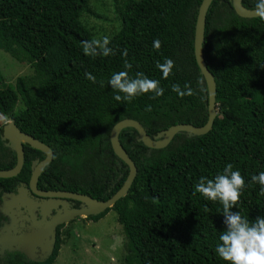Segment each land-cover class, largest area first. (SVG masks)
<instances>
[{"label":"trees","instance_id":"1","mask_svg":"<svg viewBox=\"0 0 264 264\" xmlns=\"http://www.w3.org/2000/svg\"><path fill=\"white\" fill-rule=\"evenodd\" d=\"M202 0H110L119 21L112 32L115 55L89 57L82 42L95 38L83 19L98 17L92 0H0V50L28 62L33 76L2 85L0 115L47 145L53 161L40 182L54 176L66 191L109 199L123 185L128 169L111 149V128L123 119L138 121L149 136L177 124L200 127L207 120V92L194 58V29ZM100 3L103 5V1ZM254 9L256 0H242ZM159 38L161 48H153ZM132 63L129 75L143 72L160 82L164 96L142 94L117 102L108 80L125 70L121 50ZM203 56L216 82L218 114L211 130L198 137L176 135L163 149H148L126 128L119 141L137 168L127 193L108 212L122 227L124 264H227L215 252L226 229L222 205L194 194L201 176L214 178L231 163L246 181L233 208L250 222L264 216V196L251 176L264 171V20L235 15L231 0H213L206 15ZM171 58L173 73L164 79L156 62ZM97 78L93 84L85 73ZM103 80L101 86L99 81ZM173 84H190L196 95L180 98ZM23 108L17 110L18 102ZM151 111H147V106ZM0 142V151L4 152ZM35 153L38 151L32 150ZM0 165V169H9ZM30 159L17 177L0 179L12 186L29 177ZM78 171V174H74ZM69 177H68V175ZM47 180V179H46ZM63 243L44 263L21 256L8 264H53Z\"/></svg>","mask_w":264,"mask_h":264},{"label":"water","instance_id":"2","mask_svg":"<svg viewBox=\"0 0 264 264\" xmlns=\"http://www.w3.org/2000/svg\"><path fill=\"white\" fill-rule=\"evenodd\" d=\"M213 0H202L197 9V16L194 29V58L199 70V75L204 82L207 92V120L200 127L192 124H177L170 126L166 130L158 132L154 136H149L144 127L133 119H123L117 122L110 131L109 142L115 157L121 161L128 169V175L121 186L109 199L99 201L91 198L88 195L72 192H39L36 190V184L39 176L44 168L50 164L52 160L51 149L35 139L34 137L21 132L14 122H8L1 128V141L5 146L13 151L16 155L14 167L8 170L0 169V179H10L16 177L22 170L24 165L23 145H28L32 149L41 152L45 158L36 163L32 169L28 188L23 187L18 189V194H3L2 198L5 204L9 201H21L20 195L26 191H31L32 194L43 198L57 197L64 200H72L79 202L82 206L78 209H69L67 203L62 204V210H57V204H49L43 202L40 204L41 219L35 221L32 225L33 231L23 237L11 236L9 226L5 231L0 232V256L4 251L22 253L28 260L42 263L49 259L52 255L54 244L56 241V228L58 225L68 223L78 217L98 216L106 210L112 208L114 204L125 197L137 175L135 163L131 160L126 150L122 147L119 141V135L122 130L130 128L135 132V141L142 143L148 149H163L167 147L173 138L178 134H184L187 138L198 137L207 134L214 123L218 114L216 103V82L214 76L208 70L207 64L203 56V41L206 25V15ZM232 9L240 18L253 19L258 18L253 14L254 9H248L243 6L242 0H231ZM25 203V202H24ZM31 205V204H30ZM58 205H61L58 203ZM11 209V206L8 207ZM0 210L1 207H0ZM52 210L56 211L54 216H50Z\"/></svg>","mask_w":264,"mask_h":264},{"label":"clouds","instance_id":"3","mask_svg":"<svg viewBox=\"0 0 264 264\" xmlns=\"http://www.w3.org/2000/svg\"><path fill=\"white\" fill-rule=\"evenodd\" d=\"M253 14L261 20H264V0H256ZM111 39L104 35L99 38H92L82 42V50L86 56L97 57L115 55V50L110 47ZM153 48H161L159 38L153 41ZM125 58L123 68L114 72L108 84L111 85L114 93V100L117 102H132L136 97L142 94H152V99L164 96V89L160 82L148 78L143 72H136L135 76L129 75L132 63L127 60V49L121 50ZM157 69L162 73L164 79H167L175 68V62L171 58H164L163 62H156ZM87 80L93 84L97 83V78L90 72L85 73ZM103 86V80L99 81ZM200 91L204 90L203 80L197 81ZM171 91L180 98L196 95V90L190 84H185L183 89L179 84H173ZM218 109V108H217ZM147 111H151V106H147ZM253 183L260 185L259 195L264 196V171L251 176ZM246 181L239 170H234V165L228 163L223 172L217 174L214 178L201 176L198 183L194 185V194L199 193L205 199L213 202L218 201L223 208L224 224L226 229L219 235V243L215 248L216 254L227 262V264H264V216L257 217L254 221H249L241 213L233 212L236 208Z\"/></svg>","mask_w":264,"mask_h":264},{"label":"rangeland","instance_id":"4","mask_svg":"<svg viewBox=\"0 0 264 264\" xmlns=\"http://www.w3.org/2000/svg\"><path fill=\"white\" fill-rule=\"evenodd\" d=\"M98 17L83 19L95 38L107 35L119 29V21L114 15L111 5L104 6L110 0H92ZM33 76L32 66L11 54L0 50V78L2 85L15 84L18 77ZM19 101L16 109H22ZM11 122L8 117L0 115V127ZM78 174V171L76 172ZM63 243L53 264H124L127 254L124 248L122 227L116 221V215L110 211L97 222L79 219L62 228Z\"/></svg>","mask_w":264,"mask_h":264},{"label":"flooded vegetation","instance_id":"5","mask_svg":"<svg viewBox=\"0 0 264 264\" xmlns=\"http://www.w3.org/2000/svg\"><path fill=\"white\" fill-rule=\"evenodd\" d=\"M2 127H0V138H1V128ZM0 142L2 144V148L4 147L6 149V150L4 149L5 150L4 152L0 151V165L8 166L9 164H11L14 161V164L11 167H9V169H11L15 165L16 155L13 151H11L9 148H7L5 146V143L2 142L1 139H0ZM32 150H34V149L29 147L28 145H23L24 162H25L26 153H27L28 158L30 159V171H29L28 179L26 180V177H23V179L19 178L15 182V184L12 186L0 185V207L2 209V210H0V232L5 231V229L9 226H13V228L10 230L11 236L14 235L16 237H20V236L23 237V236H26L30 232L33 231V228H34V227H32L33 223L35 221L37 222L41 219L40 204L43 202H47L51 205L57 204V206H58L57 210H62V204L63 203H67L69 209H78L82 206L79 202L72 201V200H64V199H60L57 197L43 198L40 196H36V195L32 194L31 191H26L25 194L20 195L22 202H20V201H9L6 203V205H4L5 201L2 198L3 194H10V193L18 194V189L21 187L27 189L29 181H30L32 169L35 167L36 163L44 160L45 156L41 152L38 151L39 153H41V155H39L38 153H35ZM53 158H54V156L52 155L51 162L53 161ZM4 170H8V169H4ZM76 172L74 174H77ZM40 176H39L38 182H37L36 187H35L37 191H39V192H70V191H66V189H63V187H64L63 184L58 185L54 176L48 175L44 180H42V182H40ZM68 177H69V175H68ZM72 193H75V192H72ZM58 203L61 205H58ZM10 206H11V209L9 210L8 207H10ZM55 214H56V211L52 210L50 213V216H54ZM91 217H96V216H91ZM82 218L90 220V217H78L74 220H71L68 223H63V224L58 225L56 228V240H57L58 232L60 234L61 233L60 231L62 230L63 227H65L66 225H69V224H71V223H73L79 219H82ZM55 244H56V241H55ZM55 244H54V248H55ZM53 252H54V249H53ZM53 252H52V255H53ZM19 255L26 262L38 263V262L28 260L22 253H19L16 251L15 252L4 251V253L0 256V264H8L9 260L14 259V258H16V256H19ZM42 263H44V262H42Z\"/></svg>","mask_w":264,"mask_h":264}]
</instances>
